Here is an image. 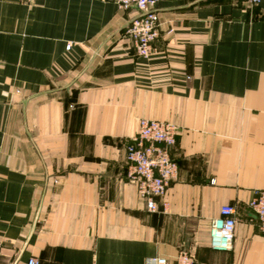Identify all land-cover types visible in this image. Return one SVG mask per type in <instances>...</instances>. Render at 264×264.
Returning <instances> with one entry per match:
<instances>
[{
    "label": "crops",
    "instance_id": "obj_1",
    "mask_svg": "<svg viewBox=\"0 0 264 264\" xmlns=\"http://www.w3.org/2000/svg\"><path fill=\"white\" fill-rule=\"evenodd\" d=\"M137 56L138 14L111 0H0V264H264L248 207L264 189V0H158ZM177 126L166 205L125 178L139 118ZM231 247L209 245L223 205Z\"/></svg>",
    "mask_w": 264,
    "mask_h": 264
},
{
    "label": "built area",
    "instance_id": "obj_2",
    "mask_svg": "<svg viewBox=\"0 0 264 264\" xmlns=\"http://www.w3.org/2000/svg\"><path fill=\"white\" fill-rule=\"evenodd\" d=\"M32 3L34 0H22ZM117 7L126 9L134 6L138 14L125 28L137 56L148 57L151 44L158 37L159 18L156 11L158 0H111ZM260 0H248L250 5ZM177 126L169 121L139 118L136 133L124 147L126 163L125 178L134 184L138 197L149 211L158 209L157 200L166 205L165 196L170 183L177 177L178 166L171 155L176 143ZM248 207L257 219V227L264 234V189L252 192ZM236 209L226 204L220 207L219 215L209 225V245L216 250H228L234 237ZM2 245L0 243V258ZM174 264H195L191 253L180 248ZM25 264H38L35 257H29ZM145 264H170L164 256H154Z\"/></svg>",
    "mask_w": 264,
    "mask_h": 264
},
{
    "label": "water",
    "instance_id": "obj_3",
    "mask_svg": "<svg viewBox=\"0 0 264 264\" xmlns=\"http://www.w3.org/2000/svg\"><path fill=\"white\" fill-rule=\"evenodd\" d=\"M131 21V20H130Z\"/></svg>",
    "mask_w": 264,
    "mask_h": 264
}]
</instances>
